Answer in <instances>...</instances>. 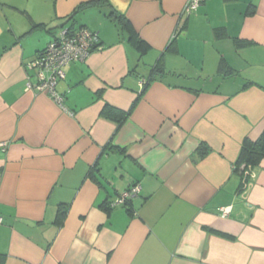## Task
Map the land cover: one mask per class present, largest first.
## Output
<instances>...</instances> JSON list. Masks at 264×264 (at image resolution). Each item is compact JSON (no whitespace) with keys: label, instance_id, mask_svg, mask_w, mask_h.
<instances>
[{"label":"crops","instance_id":"obj_1","mask_svg":"<svg viewBox=\"0 0 264 264\" xmlns=\"http://www.w3.org/2000/svg\"><path fill=\"white\" fill-rule=\"evenodd\" d=\"M87 1L0 0L2 264H264V156L234 167L264 132V0ZM64 24L101 46L64 67L59 105L26 63Z\"/></svg>","mask_w":264,"mask_h":264},{"label":"built area","instance_id":"obj_2","mask_svg":"<svg viewBox=\"0 0 264 264\" xmlns=\"http://www.w3.org/2000/svg\"><path fill=\"white\" fill-rule=\"evenodd\" d=\"M203 0H186L182 13L189 14L194 11ZM176 33L174 34V36ZM173 36V37H174ZM101 44L98 34L84 26H73L64 24L55 32L54 37L47 46L39 52L32 60L26 63L28 69H34L32 81L27 77L26 90L34 92H45L49 94L59 105H62L63 97L57 93L55 87L59 80L65 77L64 67L70 63L85 61L91 51L100 48ZM144 82V81H143ZM247 173V171L245 172ZM140 191L139 184H133L119 193L113 204H125ZM227 207L221 208V213H228ZM3 221L0 216V223Z\"/></svg>","mask_w":264,"mask_h":264},{"label":"trees","instance_id":"obj_3","mask_svg":"<svg viewBox=\"0 0 264 264\" xmlns=\"http://www.w3.org/2000/svg\"><path fill=\"white\" fill-rule=\"evenodd\" d=\"M101 0H89L87 2L82 3L78 6V9H81L87 5H94L97 4ZM73 14H70L67 19H71ZM112 21L115 22L116 25L123 31L127 32V40L128 42L136 47L141 54H144L149 45L138 36L135 30L132 28L131 24L129 23L128 19L125 15L112 10L109 12V15ZM104 113L107 116L114 117L118 123H121L122 120L128 115V112H124L121 110H117L111 106L106 105L104 109ZM199 152L204 153V147L201 145L198 148ZM264 156V132L256 139L251 140L249 138H244L241 143V148L239 154L235 160L234 167L235 171L243 172L244 169L247 167L258 165L261 159ZM66 214V210L63 208V205H59L57 209L56 215V222L62 223ZM0 264H2V257H0Z\"/></svg>","mask_w":264,"mask_h":264}]
</instances>
